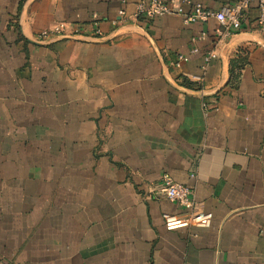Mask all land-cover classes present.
Returning a JSON list of instances; mask_svg holds the SVG:
<instances>
[{"label": "crops", "instance_id": "obj_1", "mask_svg": "<svg viewBox=\"0 0 264 264\" xmlns=\"http://www.w3.org/2000/svg\"><path fill=\"white\" fill-rule=\"evenodd\" d=\"M137 1L0 0V262L264 264L256 5L222 36L212 19L138 21ZM163 175L193 190L208 229L165 226L181 210Z\"/></svg>", "mask_w": 264, "mask_h": 264}, {"label": "built area", "instance_id": "obj_2", "mask_svg": "<svg viewBox=\"0 0 264 264\" xmlns=\"http://www.w3.org/2000/svg\"><path fill=\"white\" fill-rule=\"evenodd\" d=\"M255 4L258 11L257 26L260 33L264 35V0H237L228 10L213 11L206 8L199 2L190 0H138L134 5V14L136 20L149 22L163 16H178L183 25L205 24L209 20H215L219 25L226 29L222 36H226L230 31H239L242 28V22L245 18L250 5ZM126 16L124 9L117 13L118 22H122ZM99 18L92 14L91 22L88 25L90 31L99 32ZM66 29L64 23H59L54 28L53 33L60 35ZM75 33L78 30L74 31ZM49 34L42 33V38ZM198 50L194 47L189 54L178 55L171 63L174 68H180L183 63L188 61L190 55L196 54ZM215 58L213 52H209L204 58L207 63ZM160 187L164 198L175 204L181 214H164L162 216L165 226L168 229H177L180 227H193L196 229H208L211 225L212 215L197 211L194 207L193 190L183 184L174 182L168 175H163L160 180ZM0 264H11L9 262H0Z\"/></svg>", "mask_w": 264, "mask_h": 264}, {"label": "trees", "instance_id": "obj_3", "mask_svg": "<svg viewBox=\"0 0 264 264\" xmlns=\"http://www.w3.org/2000/svg\"><path fill=\"white\" fill-rule=\"evenodd\" d=\"M233 77V76H232Z\"/></svg>", "mask_w": 264, "mask_h": 264}]
</instances>
